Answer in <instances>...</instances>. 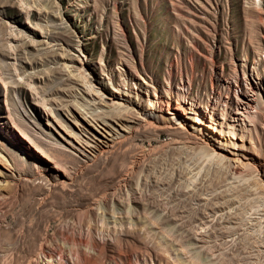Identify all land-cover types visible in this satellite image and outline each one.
Instances as JSON below:
<instances>
[{
    "label": "rangeland",
    "instance_id": "374dc122",
    "mask_svg": "<svg viewBox=\"0 0 264 264\" xmlns=\"http://www.w3.org/2000/svg\"><path fill=\"white\" fill-rule=\"evenodd\" d=\"M0 264H264V0H0Z\"/></svg>",
    "mask_w": 264,
    "mask_h": 264
},
{
    "label": "bare ground",
    "instance_id": "6f19581e",
    "mask_svg": "<svg viewBox=\"0 0 264 264\" xmlns=\"http://www.w3.org/2000/svg\"><path fill=\"white\" fill-rule=\"evenodd\" d=\"M248 82V81H247ZM248 84H249V89H250V91L252 92V96L251 97H249L248 95L247 96H245V99H243V101H242V107H243V109H244V111H246L247 113H248V111L249 110H252V111H256V110H261L262 109V102L259 100V97L257 96V94H256V91H255V86L253 85V84H251V82H248ZM167 101V100H166ZM165 104V103H164ZM175 104H176V107H175V109L177 110V111H179V109H182V110H180L181 111V114H184V111H185V109L184 108H182L180 105H179V103L178 102H176L175 101ZM171 106L169 105V103L168 102H166V109H169ZM174 109V108H173ZM245 112V113H246ZM251 112V111H250ZM240 114H241V112H239ZM244 114V113H243ZM145 125H149V126H153L154 125V122H155V118H154V116H147L145 119ZM146 127V126H145ZM194 136V135H193ZM109 146H111V145H109V143L107 144H105V145H102L101 146V152L102 151H107V149L109 148ZM110 150V149H109ZM146 155H147V153L145 152V151H142L141 153H139V155H137V156H135L134 158H132L131 159V161H130V164H129V166H128V168H127V170L124 172V174H122L120 177H119V183L118 184H124L125 182H127L126 180H127V175L128 174H131V172L134 170V167L140 162V161H142V160H144L145 159V157H146ZM238 159V158H237ZM236 161V160H235ZM242 162V161H241ZM239 163V162H238ZM243 163V162H242ZM241 163V164H242ZM247 163V162H246ZM240 164V163H239ZM240 164V166H242ZM240 168H239V165H235L233 168H232V170L234 171V173L236 172V171H240L239 170ZM242 172V171H241ZM156 201L155 200H153V203H155ZM191 219L193 218V216H191L190 217ZM169 253L172 255V251H169ZM174 254V253H173ZM175 255H176V253H175Z\"/></svg>",
    "mask_w": 264,
    "mask_h": 264
}]
</instances>
